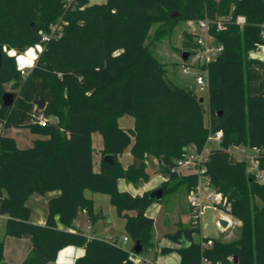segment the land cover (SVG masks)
Wrapping results in <instances>:
<instances>
[{
	"label": "trees",
	"instance_id": "1",
	"mask_svg": "<svg viewBox=\"0 0 264 264\" xmlns=\"http://www.w3.org/2000/svg\"><path fill=\"white\" fill-rule=\"evenodd\" d=\"M177 12L180 20L195 23L230 13L247 18L243 27L231 24L225 31H213L224 50L204 67L208 108L196 89L169 79L165 64L147 43L153 25L171 24ZM263 31L264 0H0V214L7 216V236L31 237L32 250L21 264H49L71 245L85 249L74 264H124L136 242L143 253L153 249L157 256L158 245L152 241L155 218L148 214L157 201L150 191L120 190L119 180L136 187L147 184L146 161L154 156L161 160L164 195L172 181L187 182L190 192L198 176L181 177L172 168L187 146L195 144L201 151L218 131H223V140L210 150L207 174L231 204L229 213L240 219V235L203 246L208 237L202 242L194 238L201 226L181 224L167 234L181 246L160 251H177L179 264H203L204 258L213 264H264V181L249 171L248 159L230 152L237 146L258 149L259 169L264 170V60L250 56L264 48ZM196 36L186 33L182 54L195 52ZM39 44L42 51L23 77L17 55ZM7 85L15 94L12 105L4 103ZM42 97L46 107L39 109ZM125 115L135 118L134 127L119 124ZM53 117L59 122L51 123ZM9 128L29 129L44 138L21 148L4 134ZM94 132L105 139L98 172ZM130 147L135 161L125 167L120 157ZM108 154L112 164L104 161ZM86 190L110 196L118 215L126 219L131 248L75 229L80 211L93 224L103 216ZM51 191L60 194L49 201L46 223L33 222L27 200ZM0 264H11L1 238Z\"/></svg>",
	"mask_w": 264,
	"mask_h": 264
},
{
	"label": "rangeland",
	"instance_id": "2",
	"mask_svg": "<svg viewBox=\"0 0 264 264\" xmlns=\"http://www.w3.org/2000/svg\"><path fill=\"white\" fill-rule=\"evenodd\" d=\"M103 1L105 0H90L91 3H101ZM180 17V13L177 12L175 14V21L171 24L164 25L162 23H155L153 25L147 43L150 44V48L160 59V61L165 64L169 79L176 85L185 88H192L196 82L197 69L194 66H191L192 71L190 73L184 72V68L187 66L185 64L186 61L183 60L182 51H184V41L186 39V33L189 31L198 32L199 30L195 21L180 20ZM177 19L179 20L176 21ZM162 28H164L163 32L161 31L160 33H158ZM42 48V45L39 44L34 46V48L24 52L23 54L17 55V61L19 65H21L22 57L24 55L29 54V52L39 54ZM5 49L9 54L18 53V50L15 48ZM250 56L253 58L264 60V48H261L259 51H253ZM37 57L35 58V61ZM190 62L191 61L187 63L189 64ZM33 66H28L27 69H31ZM7 89L11 91L10 85H7ZM196 92L200 97L204 98V105L206 108H208V91H200L199 88H197ZM29 132L30 131H28V134L32 136ZM21 145H23V143ZM233 150L236 151V149L234 148ZM246 151L248 154H252L251 148L246 147ZM155 158L158 159L154 156L149 157L150 160ZM247 159L250 168L254 165V162H252L251 158ZM152 165L153 167H158V169L160 170V165H157V163H153ZM177 183L178 181L170 182V189L164 195L163 199L161 201L154 202L148 210V213L155 216V224L152 229V241L154 243H157V245L159 243L162 246L166 244H169V246H178L179 243L170 239L167 234L173 233L181 224L185 227L192 226L190 219V206L188 202V184L187 182ZM157 187L158 186H156L155 188ZM106 195L108 194L99 193V196ZM103 209V216L97 218L94 221L95 232L92 231L87 233L86 231L85 233H90L92 235L96 233L98 237H116L119 239H123L124 236H129L126 229V219L118 215L116 207L111 203L110 200L107 202L106 206H104ZM221 219L228 220L229 224L227 227H223L221 225ZM6 221L7 216H3L0 218V238L5 241V245L8 250L10 249V251L16 252L18 249V243H16V240H18L19 238L6 235ZM200 226L201 232L194 235L195 241L202 242L203 237H208L216 240H221L223 242H231L236 240L240 235L241 221L237 217L228 214L226 211L219 207L210 206L205 209ZM23 238H28V244H32V240L29 235H25L23 236ZM11 242H15L16 245L11 244ZM132 245L133 240L131 239L128 246L130 247ZM23 249H25V247ZM29 249L32 250V247H29ZM154 254L152 253L151 255L154 256ZM158 255L165 261H169L172 259V256L163 254L161 251L158 253ZM231 258L232 257H230L229 259L232 260Z\"/></svg>",
	"mask_w": 264,
	"mask_h": 264
},
{
	"label": "built area",
	"instance_id": "3",
	"mask_svg": "<svg viewBox=\"0 0 264 264\" xmlns=\"http://www.w3.org/2000/svg\"><path fill=\"white\" fill-rule=\"evenodd\" d=\"M247 18L245 15L239 14L235 16L233 13L218 16L216 18L205 17L201 19L197 24L198 32L196 42L198 47L195 52L189 56L186 61V66L184 68L185 73H190L191 66L197 69L196 72V89L199 88L200 91L209 90L208 82V69L204 68L211 62L216 61L220 53L224 50V45L217 41V38L213 31L216 32L225 31L231 24H236L241 27L246 25ZM192 32V31H191ZM193 33V32H192ZM264 34V31H263ZM48 39V35H44L43 41ZM260 50V49H259ZM258 50V51H259ZM42 51V50H41ZM191 61L189 64L187 62ZM30 69H21V74L23 77L27 76ZM41 125L46 126L47 120L41 117ZM223 131H218L212 133L207 141V145L200 151L195 144L187 146L181 157L176 160L175 166L172 168V172H176L181 176H198L197 185L189 192L188 202L190 206V219L193 225H200L202 217L204 216L205 209L210 206H215L223 209L228 214H230L231 204L228 202L227 198L223 193L217 191L211 184V179L207 174V162L209 160V153L212 147L218 146L223 140ZM236 149L235 150H233ZM230 148V152L234 154L239 159L251 158L254 165L249 168L250 172L256 174V178L260 181H264V170L259 169V150L251 148L252 154H248L245 146H237ZM236 152V153H235ZM4 215L0 214V218ZM228 217V216H227ZM88 228H91L92 222L88 218ZM75 229L81 230L78 226ZM107 240L114 244H119L120 246L129 247V242L131 238L129 236H124L123 239L116 237H106ZM213 239L209 238L207 242H203V246H212ZM154 253L153 249H149L147 253H137L135 250L130 251L128 259L124 264H161L156 259L151 257ZM233 260V258H231ZM203 264H213L207 259H203ZM215 264H223L222 262H217Z\"/></svg>",
	"mask_w": 264,
	"mask_h": 264
},
{
	"label": "crops",
	"instance_id": "4",
	"mask_svg": "<svg viewBox=\"0 0 264 264\" xmlns=\"http://www.w3.org/2000/svg\"><path fill=\"white\" fill-rule=\"evenodd\" d=\"M32 48H34V47H32ZM32 48H30V49H32ZM30 49H28V50H30ZM37 55L38 54H34L32 52H29V54L24 55L22 57L21 65H19V63H18L19 68L23 69V68H28V66H30V67L33 66L35 64V58L37 57ZM32 62H33V64H32ZM135 122L136 121H135V118L133 116L125 115V116L119 118V124L124 128L134 127ZM28 131H30V130L25 129V128H9V129H6L4 131V134L14 137L17 141V144L21 148H28L34 144L35 139L44 138L42 136H39V135H36V134L29 132L33 136L32 137L28 134ZM21 142L23 143V145H21L22 144ZM92 144H93V148H94V152H93L94 170L96 172H98V171H100L101 162L103 159L102 151L105 149L104 136L99 132H94L92 134ZM120 161L125 167H128L129 165L133 164V162L135 161V158L131 152V147L128 148L125 151V153L120 157ZM146 162L148 163V172L150 173L149 182L147 184L137 188L133 183L127 181L126 179H120L119 184H118L120 190H127V191L134 193V194H142L145 191H151V190L157 189L158 187L161 186V184L163 183L165 178L160 173L158 167H153V165H152L153 163H157V165H160L161 160L156 159V158L150 160L148 158ZM156 186H158V187L155 188ZM59 194H60V191H51L45 195H41L38 193L32 194L29 197V199L27 200V205L31 208V211H32L31 220L35 223L45 224L47 221L49 201L52 198L58 196ZM85 194L88 198H91L94 201L96 211L103 212L104 206H106L107 202L110 200L109 195L99 196V193L92 192L90 190H86ZM102 197H104V198H102ZM148 214L150 216H153V214H150V213H148ZM153 217L155 218V216H153ZM87 221H88V216H87L86 212L80 211L78 218L75 221V226H78L83 232H86V231H87V233L92 232V231L95 232L94 231L95 230L94 224L92 223L91 228H88L89 226H88ZM239 224H240V222H239ZM59 226L62 227V224H59ZM87 235L89 237H98L96 233L93 235L89 233ZM102 238H106V237H102ZM16 241H17L16 243H18V246H17L18 249L16 252H12V251H10V249L8 250L6 245H5V260L11 264H21L23 261H25L27 259V256L29 255L30 250H31V249H29V247H32L31 246L32 244H30V245L28 244L29 243L28 238L24 239L22 237ZM16 243L11 242V244H13V245H16ZM166 246L173 247V248H179L180 244L178 246H172V245L169 246V244L162 246L158 243L157 249L160 252V248L166 247ZM24 247H25V249H23ZM84 252H85V249L83 247L75 246V245L67 246L59 252L57 260L54 262H51L49 264H74L76 258L83 255ZM167 255L172 256L171 257L172 259L169 261H165L162 259V257L160 258L158 254H157V256H155V254H154V256L151 255V257L153 259H156L161 264H179L180 263L181 256L177 251H174V252L169 253Z\"/></svg>",
	"mask_w": 264,
	"mask_h": 264
},
{
	"label": "water",
	"instance_id": "5",
	"mask_svg": "<svg viewBox=\"0 0 264 264\" xmlns=\"http://www.w3.org/2000/svg\"><path fill=\"white\" fill-rule=\"evenodd\" d=\"M189 56H190L189 52L185 51L183 53V60L187 61ZM1 59H2V53H1V48H0V60ZM192 88L196 89L195 84L193 85ZM14 98H15V94L12 91L6 92L3 96L5 105H12L14 103ZM201 102H204L203 97H201ZM37 104H38L39 109H44L46 107V102H45V99L43 97L41 98V100H39L37 102ZM58 122H59L58 117H53L51 119V123H53V124L58 123ZM104 161L112 164L113 163V156L111 154L106 155L104 157ZM140 163H141V160H138V164H140ZM149 195L152 199L156 200L157 202L161 201L164 197V189L162 187H159L157 189L151 190ZM220 223L223 227H227L229 224L228 220H226V219H221ZM182 243H183V245L189 244V242L186 240H183ZM134 250L137 253H141L143 251V248H142V245L140 244V242L135 243ZM235 263H237V259L235 260Z\"/></svg>",
	"mask_w": 264,
	"mask_h": 264
}]
</instances>
